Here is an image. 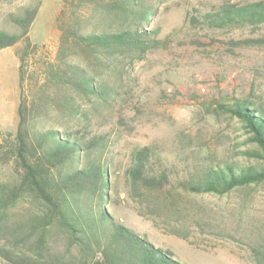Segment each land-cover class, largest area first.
Here are the masks:
<instances>
[{
    "label": "rangeland",
    "instance_id": "obj_1",
    "mask_svg": "<svg viewBox=\"0 0 264 264\" xmlns=\"http://www.w3.org/2000/svg\"><path fill=\"white\" fill-rule=\"evenodd\" d=\"M143 1L154 17L140 22V30L158 26L155 40L133 52L106 51L100 59L80 55L105 93L88 99L69 88L72 104L84 107L91 125L107 140L102 149L110 181L106 208L183 264H264V180L225 194H197L180 185L186 177L197 179L209 164L264 168L245 122L226 112L240 99L264 107V46H236L234 38L245 34L212 28L204 20L224 2L258 0ZM38 2L0 0V30L18 32L14 19ZM62 7L63 0H42L30 31L33 42L45 45L50 60L60 42L56 19ZM108 13L103 23H124V17ZM16 49L0 51V146L19 121ZM65 96L63 90V102ZM67 115L64 108L50 110L51 119L40 120L39 127L61 128ZM145 146L170 175L162 189L133 183L129 176L134 150ZM16 180L13 163H0V199L1 191ZM46 213L44 204L30 195L0 202V264H6L7 251L21 259H40L44 247L49 258L79 262L82 254L64 232L54 226L42 232Z\"/></svg>",
    "mask_w": 264,
    "mask_h": 264
},
{
    "label": "trees",
    "instance_id": "obj_2",
    "mask_svg": "<svg viewBox=\"0 0 264 264\" xmlns=\"http://www.w3.org/2000/svg\"><path fill=\"white\" fill-rule=\"evenodd\" d=\"M41 4L42 0L34 7L23 8L22 15L14 19L18 32L0 30V51L17 47L20 86L17 130L7 133L0 146V163H13L17 180L1 191L0 202L7 199L12 203L25 195L40 200L47 209L42 232L53 226L64 232L82 254L77 264H183L107 210L110 181L102 150L107 140L91 125L84 107L72 104L69 94L70 89L83 92L88 99L104 94L102 85L90 77L79 56L100 59L109 50L133 52L146 47V42L155 40L159 28L142 31L139 25L154 15L143 0H63L56 19L60 42L56 58L50 60L45 45L30 37ZM107 11L124 17V23H103ZM204 18L212 28L245 34V38H234L236 46H264V0L224 2ZM42 54L45 57L39 62ZM62 108L68 112L66 124L40 129V120L46 123L51 119L50 110ZM226 112L245 122L259 147L257 157L264 161V107L240 99ZM133 157L128 170L133 183L155 189L170 183V175L151 147L135 149ZM262 180L264 168L209 164L197 179L194 175L186 177L180 185L192 193L225 194ZM43 242L44 238L40 239L42 246ZM48 253L44 247L40 259L22 260L7 251L5 260L6 264H67L65 256L49 258Z\"/></svg>",
    "mask_w": 264,
    "mask_h": 264
}]
</instances>
